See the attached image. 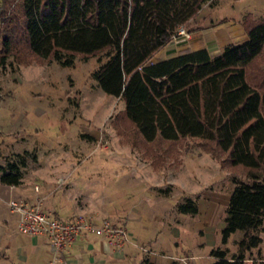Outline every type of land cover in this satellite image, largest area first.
Segmentation results:
<instances>
[{
    "label": "rangeland",
    "instance_id": "rangeland-1",
    "mask_svg": "<svg viewBox=\"0 0 264 264\" xmlns=\"http://www.w3.org/2000/svg\"><path fill=\"white\" fill-rule=\"evenodd\" d=\"M12 6L21 15L20 0ZM197 21L193 17L186 25ZM100 52H75L73 65H60L12 39L9 61L0 66V174L14 161L22 175L17 184L0 180V211L18 197L59 216L81 213L94 223L122 224L128 239L117 245L86 232L58 254L15 231L24 245L12 251L0 237V264H211L210 247L235 250L242 231L234 230L225 243L220 233L229 192L235 180H249L251 171L264 177V165L233 163L228 150L199 136L144 138L125 115L124 101L92 77ZM256 61L264 66V47ZM185 197L198 204L197 212L177 209ZM260 234L245 264L264 262Z\"/></svg>",
    "mask_w": 264,
    "mask_h": 264
},
{
    "label": "trees",
    "instance_id": "trees-1",
    "mask_svg": "<svg viewBox=\"0 0 264 264\" xmlns=\"http://www.w3.org/2000/svg\"><path fill=\"white\" fill-rule=\"evenodd\" d=\"M204 1L20 0V15L12 0H0V66L9 61L13 38L60 65H73L75 52L101 51L91 75L124 101L125 115L144 138L199 136L228 150L233 163L264 165V66L256 61L264 47V16L244 12L240 22L248 37L217 54L200 47L148 62L178 24L199 27L186 24ZM8 166L0 180L17 184L21 169L14 161ZM249 177L234 181L220 229L223 243L242 231L236 249L210 247L211 264H245L246 251L262 240L264 177L253 171ZM177 209L195 213L198 204L185 197Z\"/></svg>",
    "mask_w": 264,
    "mask_h": 264
},
{
    "label": "crops",
    "instance_id": "crops-1",
    "mask_svg": "<svg viewBox=\"0 0 264 264\" xmlns=\"http://www.w3.org/2000/svg\"><path fill=\"white\" fill-rule=\"evenodd\" d=\"M241 1L247 2L242 5L238 4ZM203 6L205 9H201L200 7L198 14L194 17V19L198 20L196 24L190 25L191 27L197 25L199 26L190 30L191 37L187 40L178 41L169 38V40L152 53V55L148 58V62L157 61L159 59L175 55L185 51L186 49H196L200 47H206L210 54H217L223 50L226 44L230 42H241L248 37L240 22V18L244 12L250 11L255 17L264 16V0H212V2L211 0H208ZM227 7H231L233 10L229 12L223 11V9ZM215 14L217 17L212 16ZM3 192L4 187L0 189V197H2ZM16 220L17 215L15 212L10 209H1L0 237L8 241L7 244L11 245L10 250L12 251H15V245H19L20 243L24 245V240L14 238L16 234L15 231H18L16 229ZM85 233L86 232L78 234L72 244L77 242L78 238L85 235ZM27 235L30 236V242L33 244L38 247L42 245L46 246V249L50 250V244L44 236L33 234ZM72 244L69 247H71ZM19 256L24 260V253L19 252ZM15 263L16 262L14 261L12 264Z\"/></svg>",
    "mask_w": 264,
    "mask_h": 264
},
{
    "label": "built area",
    "instance_id": "built-area-1",
    "mask_svg": "<svg viewBox=\"0 0 264 264\" xmlns=\"http://www.w3.org/2000/svg\"><path fill=\"white\" fill-rule=\"evenodd\" d=\"M191 31L183 24H178L171 39L187 40ZM38 189V184H34ZM9 209L16 213V229L19 232L42 235L50 244L51 249L60 254L74 241L76 236L84 232H92L105 237L110 243L121 245L128 239L126 228L122 224H113L108 219L94 223L84 214L78 213L72 217H61L54 212L18 197L7 200Z\"/></svg>",
    "mask_w": 264,
    "mask_h": 264
}]
</instances>
